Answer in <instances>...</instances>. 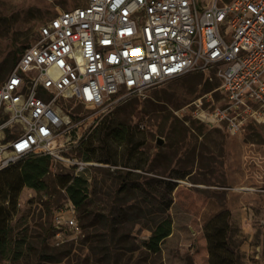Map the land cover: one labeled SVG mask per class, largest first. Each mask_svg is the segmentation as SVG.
Listing matches in <instances>:
<instances>
[{"label":"rangeland","instance_id":"374dc122","mask_svg":"<svg viewBox=\"0 0 264 264\" xmlns=\"http://www.w3.org/2000/svg\"><path fill=\"white\" fill-rule=\"evenodd\" d=\"M86 1L0 0V83L20 51L35 42L39 25ZM219 84L213 71L190 72L105 107L60 99L71 123L58 135L46 186L21 189L10 221V257L0 264H209L203 227L223 210L230 212L227 239L238 263L264 264V182L256 189L239 180L247 167H258L264 180V127L249 124L231 134L202 122L198 109L223 104ZM106 113L130 133L126 144L103 139L96 125ZM78 150L94 157L85 161ZM79 169L87 170L89 193L76 209L65 183ZM241 196L247 203L257 199L249 236L229 208ZM66 206L79 230L66 228L56 237L53 213ZM166 216L172 232L154 254L142 241ZM179 232L186 239L177 238Z\"/></svg>","mask_w":264,"mask_h":264},{"label":"built area","instance_id":"2783aa9c","mask_svg":"<svg viewBox=\"0 0 264 264\" xmlns=\"http://www.w3.org/2000/svg\"><path fill=\"white\" fill-rule=\"evenodd\" d=\"M205 71L220 79L223 104L198 109L202 122L231 134L264 127V0H87L61 10L0 83V170L30 154L57 156L71 123L62 98L105 107ZM70 211H54L56 237L79 230Z\"/></svg>","mask_w":264,"mask_h":264},{"label":"trees","instance_id":"16d2710c","mask_svg":"<svg viewBox=\"0 0 264 264\" xmlns=\"http://www.w3.org/2000/svg\"><path fill=\"white\" fill-rule=\"evenodd\" d=\"M98 117L100 120L96 128L101 132L105 141L111 140L118 145L128 142L130 133L125 129H117V125L114 124V119L109 113L100 114ZM83 143L85 141H82L81 144ZM79 152L82 153L81 157L85 161L94 157L92 153L78 150ZM19 159L18 163H11L0 170V260L10 257L13 231L10 221L21 189L24 186L36 190L43 189L46 186L44 177L53 162V157L49 154H30ZM103 160H108V158ZM86 171V169H79L72 173L70 179L65 183L66 194L76 209L84 206L89 193V175ZM229 216V210L220 211L211 217L203 227L209 264H239L238 253L228 245ZM150 231L147 239L142 241V245L147 251L155 254L161 251V244L172 232L171 218L169 216L161 218Z\"/></svg>","mask_w":264,"mask_h":264},{"label":"crops","instance_id":"0c3cea01","mask_svg":"<svg viewBox=\"0 0 264 264\" xmlns=\"http://www.w3.org/2000/svg\"><path fill=\"white\" fill-rule=\"evenodd\" d=\"M246 170L249 171H245V173H243V175L240 176L239 180H241L242 182H252L251 184H255L256 189H258L259 187H261L263 185L264 180H261V176H262V171L256 167L254 169H251L249 167H247ZM252 172V173H250ZM257 183H259L258 185H256ZM243 191H247L250 190L249 188H243ZM233 194V193H232ZM258 193H256L257 195ZM264 196V194H263ZM242 198V199H241ZM254 202H257L256 200H251L249 203H247L245 197L241 196L240 198L237 199L236 202H231L229 204V208L232 211V220L239 222L241 226H243L245 228V230L248 232L247 236L250 235V233L252 232L253 228L251 227V222L254 220L253 217H255V213L253 211H257V206L254 207ZM171 235V234H170ZM169 235V236H170ZM177 238L180 237V240L186 239V237H184L182 232H179L178 235H176ZM182 245L184 244L183 242H180ZM192 243H188V246H191Z\"/></svg>","mask_w":264,"mask_h":264},{"label":"water","instance_id":"95a60500","mask_svg":"<svg viewBox=\"0 0 264 264\" xmlns=\"http://www.w3.org/2000/svg\"><path fill=\"white\" fill-rule=\"evenodd\" d=\"M158 142H159V143H162V141H161V140H158Z\"/></svg>","mask_w":264,"mask_h":264}]
</instances>
